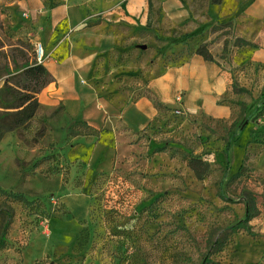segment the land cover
I'll list each match as a JSON object with an SVG mask.
<instances>
[{
  "label": "rangeland",
  "instance_id": "1",
  "mask_svg": "<svg viewBox=\"0 0 264 264\" xmlns=\"http://www.w3.org/2000/svg\"><path fill=\"white\" fill-rule=\"evenodd\" d=\"M2 24L0 37L12 43L1 33ZM229 28L226 23L216 27L219 35L207 44L200 42L208 34L183 41L187 49L174 57L162 55L148 39L131 48L124 45L110 57L113 72L107 71L111 78L105 86L133 99L159 73L156 60L179 61L196 46L216 49L220 42L226 45L223 57L228 56L238 43ZM251 70L246 73L253 79L251 90L236 84L220 100L230 107V119L190 120L187 135L161 136L164 146L151 153L150 147L149 154L89 182L69 177L72 134L59 136L52 129L48 134L41 120L5 133L0 139V209L9 208L13 218L0 264H264V258L252 261L244 246L245 239L258 235L244 222L246 210L254 215L264 207L246 164L254 137L237 145L241 128L264 116V65ZM182 116L173 112L171 122ZM189 156L210 164L202 181L187 167Z\"/></svg>",
  "mask_w": 264,
  "mask_h": 264
},
{
  "label": "crops",
  "instance_id": "2",
  "mask_svg": "<svg viewBox=\"0 0 264 264\" xmlns=\"http://www.w3.org/2000/svg\"><path fill=\"white\" fill-rule=\"evenodd\" d=\"M0 21L1 33L13 43L21 40L44 49L42 65L50 82L38 94L39 107L31 123L41 120L48 134L52 129L59 136L73 135L66 162L71 180L89 182L138 160L140 154H149L150 147L151 153L164 146L161 136L187 135L190 120L230 119V107L220 100L236 84L251 90L253 79L246 73L252 72V66L264 65V0L220 4L211 0H0ZM222 23L238 42L230 55L223 57L226 45L220 42L216 49L207 46L212 61L195 54L198 46L179 61L156 60L159 73L140 88L145 93L133 99L105 86L111 78L107 74L112 71L110 57L124 45L131 48L135 41L148 39L162 55L174 57L187 49L183 41L206 38L202 34L208 38L200 44L214 40ZM242 64L249 69L242 71ZM177 94L182 95L180 104L174 102ZM175 109L183 116L171 122ZM159 129L165 134H157ZM239 134L237 145L254 137L246 164L256 197L264 201V116L249 121ZM229 148L226 144L227 163ZM248 225L258 235L245 239L244 246L252 261L260 260L264 258V207L257 209Z\"/></svg>",
  "mask_w": 264,
  "mask_h": 264
},
{
  "label": "trees",
  "instance_id": "3",
  "mask_svg": "<svg viewBox=\"0 0 264 264\" xmlns=\"http://www.w3.org/2000/svg\"><path fill=\"white\" fill-rule=\"evenodd\" d=\"M221 1L211 0V3L220 4ZM195 54L206 61L213 60L207 46H198ZM49 82L50 75L42 64L36 62L34 47L29 42L6 43L0 37V139L5 133L23 129L31 123L39 107L38 94ZM186 163L198 181H202L209 172L210 164L200 158L189 156ZM240 170L241 167L238 172ZM252 217L247 209L244 222L248 223ZM12 218L9 208L0 209V250L6 248Z\"/></svg>",
  "mask_w": 264,
  "mask_h": 264
},
{
  "label": "built area",
  "instance_id": "4",
  "mask_svg": "<svg viewBox=\"0 0 264 264\" xmlns=\"http://www.w3.org/2000/svg\"><path fill=\"white\" fill-rule=\"evenodd\" d=\"M34 53H35L36 62L42 64L45 61V53H44V49H43V47H42L41 44H36L34 46ZM181 100H182V95L181 94H177L174 97V102L176 104H180L181 103ZM174 113L176 115H181L182 114V111L180 109H175L174 110Z\"/></svg>",
  "mask_w": 264,
  "mask_h": 264
},
{
  "label": "water",
  "instance_id": "5",
  "mask_svg": "<svg viewBox=\"0 0 264 264\" xmlns=\"http://www.w3.org/2000/svg\"><path fill=\"white\" fill-rule=\"evenodd\" d=\"M141 48H142V49H145V46L143 45V46H141Z\"/></svg>",
  "mask_w": 264,
  "mask_h": 264
}]
</instances>
